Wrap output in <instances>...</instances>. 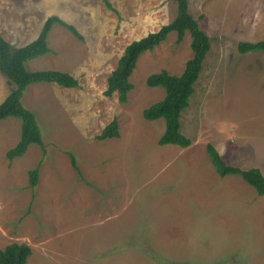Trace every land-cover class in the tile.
<instances>
[{
  "label": "rangeland",
  "instance_id": "obj_1",
  "mask_svg": "<svg viewBox=\"0 0 264 264\" xmlns=\"http://www.w3.org/2000/svg\"><path fill=\"white\" fill-rule=\"evenodd\" d=\"M187 4L210 50L180 116L191 140L181 148L157 145L163 120L141 111L163 96L145 77L179 75L192 57L189 32L179 44L171 32L139 55L125 100L102 93L126 44L174 19L173 0H0V33L13 46L33 40L52 16L82 36L55 23L50 50L25 62L78 83L23 92L42 145L9 161L19 121L0 120V248L25 243L24 264H264V194L238 175L220 177L205 151L208 143L226 164L264 175V52L237 50L264 38V0ZM9 90L0 73V101ZM111 118L118 136L96 139Z\"/></svg>",
  "mask_w": 264,
  "mask_h": 264
},
{
  "label": "trees",
  "instance_id": "obj_2",
  "mask_svg": "<svg viewBox=\"0 0 264 264\" xmlns=\"http://www.w3.org/2000/svg\"><path fill=\"white\" fill-rule=\"evenodd\" d=\"M173 1L177 5L174 19L160 26L158 30L149 31L126 44L116 66L105 78V88L102 93L109 96L116 92L119 100H125L126 93L132 87L129 76L133 72L139 55L143 51L152 50L159 45L171 32H175V43L177 44L183 40L185 33L189 32L192 57L185 62L179 75L161 70L145 77V83L149 87H160L163 90V96L141 111L142 117L146 120H163V130L157 138V145L171 144L185 148L191 140L180 131V116L188 106V100L194 91V84L199 78L203 62L210 50V38L200 29L197 20L190 14L187 0ZM55 23L65 26L77 38H82L74 26L56 16L48 17L38 35L22 46L11 45L0 33V73L10 83V90L0 101V120L12 117L19 121L18 140L5 151V157L9 161L20 157L30 144L42 145L35 116L21 103L26 87L36 83H53L65 88H74L78 85L76 78L67 72L59 70L29 71L25 68L26 61L44 55L50 50L47 37ZM237 50L240 54L249 51L264 52V38L256 41L242 40L237 43ZM117 136L115 118H111L95 134V138L99 140ZM205 151L211 166L220 177L238 175L259 195L264 194V175L257 167L241 169L226 164L213 146L208 143L205 145ZM68 155H70L72 166H75L71 153ZM75 169L78 171L77 168ZM38 173L37 166L29 170L31 188L38 183ZM29 255L30 248L25 243L12 242L0 248V264H24Z\"/></svg>",
  "mask_w": 264,
  "mask_h": 264
}]
</instances>
